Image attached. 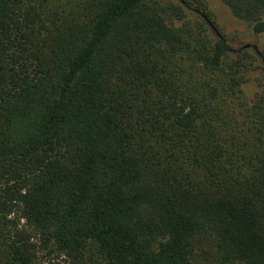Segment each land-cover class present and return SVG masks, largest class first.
Masks as SVG:
<instances>
[{"label": "trees", "instance_id": "trees-1", "mask_svg": "<svg viewBox=\"0 0 264 264\" xmlns=\"http://www.w3.org/2000/svg\"><path fill=\"white\" fill-rule=\"evenodd\" d=\"M0 264H264V0H0Z\"/></svg>", "mask_w": 264, "mask_h": 264}, {"label": "rangeland", "instance_id": "rangeland-1", "mask_svg": "<svg viewBox=\"0 0 264 264\" xmlns=\"http://www.w3.org/2000/svg\"><path fill=\"white\" fill-rule=\"evenodd\" d=\"M214 12L229 45L237 49L246 44L248 37L245 25L231 18L221 6H216Z\"/></svg>", "mask_w": 264, "mask_h": 264}, {"label": "water", "instance_id": "water-1", "mask_svg": "<svg viewBox=\"0 0 264 264\" xmlns=\"http://www.w3.org/2000/svg\"><path fill=\"white\" fill-rule=\"evenodd\" d=\"M245 47H246V48H248V47H249V45H246ZM254 49H256V48L254 47Z\"/></svg>", "mask_w": 264, "mask_h": 264}]
</instances>
